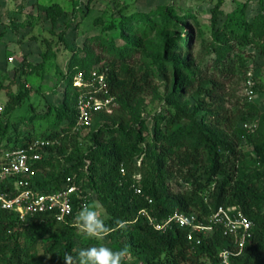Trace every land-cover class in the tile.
I'll return each instance as SVG.
<instances>
[{"label": "trees", "instance_id": "1", "mask_svg": "<svg viewBox=\"0 0 264 264\" xmlns=\"http://www.w3.org/2000/svg\"><path fill=\"white\" fill-rule=\"evenodd\" d=\"M223 2L220 0L213 10L215 58L206 66L193 69L186 63L190 33L184 23L188 20L173 5L159 6L149 13L124 16L108 28L121 31L123 45L92 38L99 52L97 62L106 61L96 75L105 76L106 89L99 91L87 76L78 86L77 73L60 70L65 91L59 104L50 103L42 113L33 107L31 116L16 123L3 121L0 114V139L14 145L11 152L48 142L39 149L43 158L33 164L36 187L53 192L64 188L67 178L73 177L83 190V198H72L74 215L67 223H59L51 215L22 222L15 213L0 210V264H64L65 253L76 257L78 245L98 244L78 236L73 223L83 202L90 201L86 188L107 211L105 223L114 229L107 237L116 250L129 249L124 264H135L142 257L147 264H218L220 250L236 242L223 234L222 227L212 235L197 236L201 240L198 244L190 241L188 230L176 223L165 232L156 230L143 212L158 223L176 211L194 214L207 223L220 207H237L253 222L251 237L232 263L264 264V112L253 102L237 101L229 106L227 99L232 81L245 73L244 48H260L264 54V13L249 21L246 4L238 12L225 14ZM39 9L53 25L65 14L60 4L39 5ZM223 15L226 18L220 24ZM173 27L179 32L169 38L166 31ZM153 33L158 34L169 55V60H161L159 71L175 76L169 102L176 107L165 110L160 124L147 138L142 134L143 123L132 121L128 111L155 85L153 71L140 65ZM92 48L88 47L87 54L97 55ZM183 55H188L185 60L179 58ZM43 58L28 68L46 70L53 56L44 54ZM29 73L23 66L21 77ZM3 87L0 84V91ZM186 91L192 93V108L182 103ZM27 93L25 84L18 92H9V116L27 100ZM90 97L103 102L116 100L120 106L109 112L107 105L93 113L92 119L100 116L110 124L95 132L87 145L79 142V133L92 127L93 121L82 129L78 122L80 102ZM246 123L256 127L245 129ZM68 138L77 142L65 158L71 165L46 178L44 171L56 168L53 150L59 147L65 152ZM243 143L248 144L249 151L244 150ZM138 159H142L139 168L135 165ZM6 161L0 160V165ZM138 172L140 178L135 177ZM135 187L142 193L138 194ZM117 221H124L126 227L120 228Z\"/></svg>", "mask_w": 264, "mask_h": 264}, {"label": "rangeland", "instance_id": "2", "mask_svg": "<svg viewBox=\"0 0 264 264\" xmlns=\"http://www.w3.org/2000/svg\"><path fill=\"white\" fill-rule=\"evenodd\" d=\"M219 2L220 0H0V84L4 85L0 91V105L3 107L0 114L3 121L10 120L16 123L25 116H31L34 112L33 107L37 108V113H42L50 103L59 104L65 91V81L60 70L68 72L71 69L72 72L69 71L71 74L77 73L76 82H82L80 78L87 76L89 82L95 86L97 84L95 76L100 74L106 61L97 62L99 52L92 45L94 42L92 38L99 37L102 41L108 42L114 40L117 44L123 45L121 31L108 28L124 16L136 12L149 13L159 6L173 5L179 15L188 20L184 23L189 27L190 33L189 61L186 63L193 69L206 66L215 58L212 18L213 10ZM53 4H60L65 10L64 16L56 25H53L39 9V5ZM245 4L246 17L249 21L255 15L264 13V0H224L221 10L225 14H231L241 10ZM225 18L224 15L220 18V24ZM177 32L179 31L176 27H173L166 31V35L172 38ZM183 35L186 37L187 33ZM89 46L94 48L92 49L97 55L87 54ZM244 50L242 58L245 59V73L232 81L227 97L228 104L231 106L237 101L253 102L258 105L261 112H264V54L260 48L253 46L245 47ZM44 54L53 56L46 70L39 67L28 68L29 65L35 67L42 62ZM187 56L179 58L185 60ZM163 58L169 60V55L163 49L158 34L153 33L147 40L145 55L140 59V65L145 70L153 71L155 85L138 98L128 111L132 121L143 123L142 134L147 138L153 134L157 124H160L159 120L166 113L165 110L176 107L169 102L176 84L175 76L172 72L166 75L159 71ZM23 66L30 72L24 78L21 77ZM24 84L28 90L27 100L9 116L7 113L9 92H18ZM183 94L182 103L187 102L192 108L195 103L192 93L186 91ZM111 103L112 107L108 103V107L105 108L109 112L112 108L120 106L116 100H111ZM92 121V127L79 133V142L88 145L95 132L102 126L110 124L106 118L95 115ZM66 141L68 148L65 152H63L65 149L61 150L59 147L53 150L56 168L46 169L44 171L46 178L54 177L64 167L71 165L65 158L72 154L74 144L77 142L70 141V138ZM242 146L244 150H250L248 144L243 143ZM13 147V144L8 145L6 141L0 139V160L7 158ZM141 162L142 159L137 160L135 164L137 168ZM135 177H141L139 172ZM85 191L90 201H98L91 190L86 188ZM101 212L105 220L107 211L103 206ZM77 235L81 236L79 232ZM99 243L116 250L114 242L108 237ZM93 245L96 244L86 242L80 244L74 253L77 255L81 248ZM134 263L147 264L144 257L135 260Z\"/></svg>", "mask_w": 264, "mask_h": 264}, {"label": "built area", "instance_id": "3", "mask_svg": "<svg viewBox=\"0 0 264 264\" xmlns=\"http://www.w3.org/2000/svg\"><path fill=\"white\" fill-rule=\"evenodd\" d=\"M11 59L13 60V58ZM80 79L82 82H76L78 86L83 85V79ZM95 80L99 91L106 89L105 76H95ZM110 102V100L103 102L94 97L83 98L80 102L78 128L82 129V127L89 125L93 113L103 110ZM2 110L3 107L0 105V113ZM254 127L256 124H244L245 129ZM47 144L48 142L41 141L28 149L12 151L8 154L7 161L0 165V210L15 213L22 222H27L39 215H51L59 223H67L74 215L72 198L74 196L82 197L83 194L81 186L73 177L67 178L64 188L53 192L42 191L34 185L33 164L43 158L39 149ZM135 190L138 194L142 193L139 187H135ZM143 213L148 216L150 223L156 230L165 232L173 223H176L188 230L190 241H197L198 244L201 240L197 236L212 235L219 226L222 227L223 234L227 237H234L236 242L232 247L220 250L218 264H233V257L242 253L247 239L252 234L253 222L237 207H220L207 223L198 220L194 214L189 215L180 211H176L163 223H158L146 212Z\"/></svg>", "mask_w": 264, "mask_h": 264}, {"label": "clouds", "instance_id": "4", "mask_svg": "<svg viewBox=\"0 0 264 264\" xmlns=\"http://www.w3.org/2000/svg\"><path fill=\"white\" fill-rule=\"evenodd\" d=\"M102 205L92 200L84 203L76 212L73 223L79 234L86 239L103 241L114 230L109 227L101 212ZM120 228H125L124 221H117ZM130 255L128 248L114 250L98 243L93 246L81 248L76 257L65 253L64 264H124Z\"/></svg>", "mask_w": 264, "mask_h": 264}]
</instances>
